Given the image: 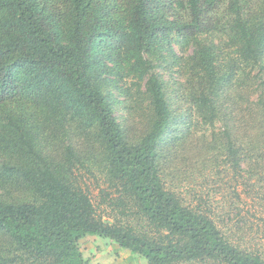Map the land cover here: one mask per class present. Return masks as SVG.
Listing matches in <instances>:
<instances>
[{
    "label": "trees",
    "instance_id": "obj_1",
    "mask_svg": "<svg viewBox=\"0 0 264 264\" xmlns=\"http://www.w3.org/2000/svg\"><path fill=\"white\" fill-rule=\"evenodd\" d=\"M193 164L261 201L264 0H0V264H92L97 238L147 264H264L242 220L167 188ZM86 166L143 230L97 213Z\"/></svg>",
    "mask_w": 264,
    "mask_h": 264
},
{
    "label": "rangeland",
    "instance_id": "obj_2",
    "mask_svg": "<svg viewBox=\"0 0 264 264\" xmlns=\"http://www.w3.org/2000/svg\"><path fill=\"white\" fill-rule=\"evenodd\" d=\"M198 121L195 117L194 132L201 135L207 132V127L198 124ZM221 169L225 171L220 174L214 169L203 171L201 166L195 164L192 167L176 169L177 172L173 169L175 176L167 179V188L182 197L186 204L202 205L203 210L218 217V221L224 220L225 224H219L221 227H228L230 224L229 227L237 231V221L242 220L239 226L244 227L246 241L259 245L264 252V190L260 194L255 193V197L261 201L253 203L241 192L243 180L233 178L226 168ZM75 178L89 194L97 213L104 219L119 224L130 222L136 229L143 230L142 221L136 217L121 216L119 212L123 211L122 208L113 210L111 198L118 194L100 171L94 167H79L75 170ZM237 191L240 192L241 199L237 197ZM83 252L86 258L91 259L92 264H147L146 260H139L124 251L116 250L112 242L100 238L95 240L94 246H83Z\"/></svg>",
    "mask_w": 264,
    "mask_h": 264
}]
</instances>
